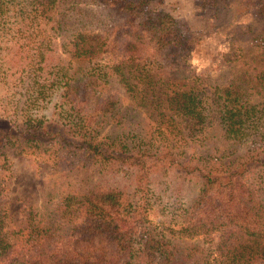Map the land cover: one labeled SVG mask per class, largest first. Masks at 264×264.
I'll list each match as a JSON object with an SVG mask.
<instances>
[{
	"label": "trees",
	"instance_id": "obj_1",
	"mask_svg": "<svg viewBox=\"0 0 264 264\" xmlns=\"http://www.w3.org/2000/svg\"><path fill=\"white\" fill-rule=\"evenodd\" d=\"M242 1L257 23L214 82L162 0H0V177L34 150L70 178L1 219L0 264L264 261V0Z\"/></svg>",
	"mask_w": 264,
	"mask_h": 264
},
{
	"label": "rangeland",
	"instance_id": "obj_2",
	"mask_svg": "<svg viewBox=\"0 0 264 264\" xmlns=\"http://www.w3.org/2000/svg\"><path fill=\"white\" fill-rule=\"evenodd\" d=\"M161 5L179 21L196 73L214 82L229 78L237 68L231 55L232 38H241V31L245 32L250 23H257V8L238 0L229 10L221 11L219 19L214 21V9L204 0H162ZM108 57L103 54L97 60L103 62ZM7 155L11 175L0 177L5 182L3 191L0 189V221L19 226L26 220L29 207L37 214L47 212L48 205L53 203V200L48 202L49 195L52 197L59 185L70 182V178L43 152L18 150ZM169 202L172 208L178 206L172 200Z\"/></svg>",
	"mask_w": 264,
	"mask_h": 264
}]
</instances>
